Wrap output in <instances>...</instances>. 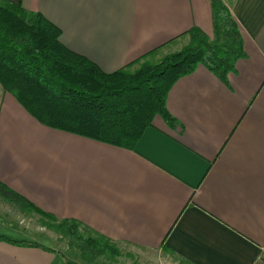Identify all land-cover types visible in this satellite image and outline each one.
I'll return each mask as SVG.
<instances>
[{
	"label": "crops",
	"instance_id": "crops-1",
	"mask_svg": "<svg viewBox=\"0 0 264 264\" xmlns=\"http://www.w3.org/2000/svg\"><path fill=\"white\" fill-rule=\"evenodd\" d=\"M1 1L40 12L105 72L157 58L193 26L212 34L210 0ZM223 1L244 56L226 82L202 64L179 77L166 97L172 123L155 116L134 149L47 127L0 85V181L172 264H264V0ZM72 255L0 240V264H84Z\"/></svg>",
	"mask_w": 264,
	"mask_h": 264
},
{
	"label": "trees",
	"instance_id": "trees-1",
	"mask_svg": "<svg viewBox=\"0 0 264 264\" xmlns=\"http://www.w3.org/2000/svg\"><path fill=\"white\" fill-rule=\"evenodd\" d=\"M212 34L197 26L186 44L157 61L140 57L105 72L59 39L60 29L40 12L0 0V85L39 123L113 146L134 149L155 116L167 123L171 85L202 64L222 81L244 56L238 24L223 0H210ZM137 67L131 69L133 65ZM0 199L40 221L67 240L84 264H101L118 255L117 245L98 233H87L73 219H58L0 181ZM0 240L52 250L37 241ZM72 264V263H69Z\"/></svg>",
	"mask_w": 264,
	"mask_h": 264
},
{
	"label": "rangeland",
	"instance_id": "rangeland-1",
	"mask_svg": "<svg viewBox=\"0 0 264 264\" xmlns=\"http://www.w3.org/2000/svg\"><path fill=\"white\" fill-rule=\"evenodd\" d=\"M188 40L187 36L181 38L178 44H171L167 49L162 50L157 58L150 61H157L164 55L180 49ZM147 59V58H146ZM148 60V59H147ZM137 67L133 65L131 69ZM39 214L34 212H23L13 207L12 205L3 202L0 199V234L14 239L25 238L31 241H37L47 245L57 252L64 253L66 257L71 258L73 253L77 254L74 248L67 245V240L61 238L54 230L43 226ZM11 225V226H10ZM12 227L11 229L9 228ZM88 233V232H87ZM119 249V254L114 257H102L101 264H172L175 259L167 256L162 251H147L144 249L134 248L130 245L116 244ZM81 260V259H80Z\"/></svg>",
	"mask_w": 264,
	"mask_h": 264
}]
</instances>
